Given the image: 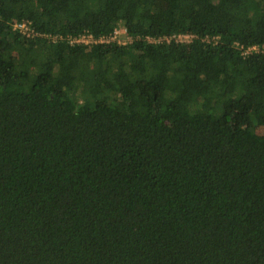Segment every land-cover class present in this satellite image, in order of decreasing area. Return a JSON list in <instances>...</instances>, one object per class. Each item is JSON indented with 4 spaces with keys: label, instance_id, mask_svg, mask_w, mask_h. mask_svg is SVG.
<instances>
[{
    "label": "trees",
    "instance_id": "16d2710c",
    "mask_svg": "<svg viewBox=\"0 0 264 264\" xmlns=\"http://www.w3.org/2000/svg\"><path fill=\"white\" fill-rule=\"evenodd\" d=\"M0 264H264V0H0Z\"/></svg>",
    "mask_w": 264,
    "mask_h": 264
},
{
    "label": "built area",
    "instance_id": "2783aa9c",
    "mask_svg": "<svg viewBox=\"0 0 264 264\" xmlns=\"http://www.w3.org/2000/svg\"><path fill=\"white\" fill-rule=\"evenodd\" d=\"M13 30L22 34L23 36L35 39L45 38L50 44L57 45L66 43L70 46L93 47L96 45H129L138 40L139 36H133L127 26L119 23L115 28L107 34H96L89 29H83L77 33H62V32H44L37 29L31 21L17 16L12 23ZM200 39V36L193 32H175L166 35L145 37L148 43L156 45L160 44H191L193 41ZM207 43H218L216 36H204L201 38ZM233 46L240 52L244 58L258 52H262L263 46L259 45H245L240 42H234Z\"/></svg>",
    "mask_w": 264,
    "mask_h": 264
}]
</instances>
